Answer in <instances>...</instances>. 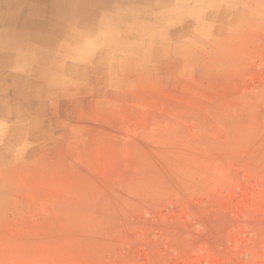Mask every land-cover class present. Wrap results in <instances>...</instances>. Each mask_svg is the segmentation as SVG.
<instances>
[{
    "label": "rangeland",
    "instance_id": "rangeland-1",
    "mask_svg": "<svg viewBox=\"0 0 264 264\" xmlns=\"http://www.w3.org/2000/svg\"><path fill=\"white\" fill-rule=\"evenodd\" d=\"M129 5L0 167V264H264V0Z\"/></svg>",
    "mask_w": 264,
    "mask_h": 264
},
{
    "label": "crops",
    "instance_id": "crops-1",
    "mask_svg": "<svg viewBox=\"0 0 264 264\" xmlns=\"http://www.w3.org/2000/svg\"><path fill=\"white\" fill-rule=\"evenodd\" d=\"M105 10L104 12L100 11L96 13L91 19V22H88L89 37H84L82 35V38L79 39L81 42L83 41L82 43L84 45L88 43L92 45L85 59L76 60L78 57L77 54L72 56L68 53L69 51L75 50L69 49L71 46L68 45L69 40L67 39L66 42H64L65 45L63 44L61 46H66L68 52L58 48L59 46L49 48L52 53V55L49 54L51 55V61H48L49 63L45 62L47 64L44 63L39 65L37 60L30 59L20 66L21 69L16 70V72L22 70V74H19L18 79L21 89L18 90H15L11 86V79L15 71L10 66L6 67L0 65V167L9 164L10 159H14L16 162L17 159L26 158L29 150L28 143L29 141H33V137L36 136V133L37 135L42 134L51 136V133L57 129V127H55L57 121H53L54 116H57L56 110L54 111V108H51L53 111L51 116L47 112V108L53 106V101L62 94V91H65L64 79L60 78L57 72L64 73V76L67 77L73 76L74 73L78 71V66L81 61L86 63L90 61L89 56L96 46L104 45L106 48H110L111 46L117 48L126 47L124 40L129 37L126 32L121 34V38H116L114 37L115 29L111 28L108 30V28H105L103 25H100L102 29H100L101 36H99L101 37L100 43L102 45L98 44L97 39L99 37L94 31L93 25L96 24L97 18L101 21L103 15H108ZM98 14L100 16H98ZM111 31H114V33ZM49 33H51V29ZM54 38L56 41L59 35H55ZM58 42L59 40L57 41V45ZM134 50L137 51L138 46H136ZM56 51H60L62 54L56 55ZM65 56L71 59L66 65ZM99 58V61H106V55H104V53L101 54ZM92 71L94 70L92 69ZM54 75L56 77H52ZM68 78H66V80ZM42 83L47 86V88L43 87ZM48 86H53L55 88L48 89ZM39 89L40 91H38ZM38 96L39 99L36 100ZM44 111L47 112L48 115L46 123H44L39 116L44 113ZM4 120L12 123L7 124Z\"/></svg>",
    "mask_w": 264,
    "mask_h": 264
},
{
    "label": "bare ground",
    "instance_id": "bare-ground-1",
    "mask_svg": "<svg viewBox=\"0 0 264 264\" xmlns=\"http://www.w3.org/2000/svg\"><path fill=\"white\" fill-rule=\"evenodd\" d=\"M117 3L124 6V16L137 12L129 0H0V65L15 71L11 86L21 89L18 79L22 70L16 72L20 66L30 59L39 65L51 61L49 48L59 46L67 51L66 46H61L67 39L69 49L75 50L67 52L77 54L76 60L85 59L92 45H84L79 39L82 35L89 37L88 22L97 11L104 12ZM115 21L108 13L100 22L109 30L114 29ZM55 35H59L56 41ZM60 39L62 43L57 45Z\"/></svg>",
    "mask_w": 264,
    "mask_h": 264
}]
</instances>
